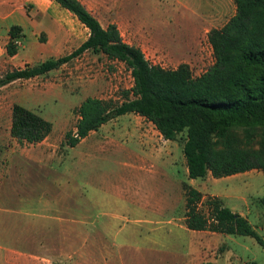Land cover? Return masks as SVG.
<instances>
[{"label": "rangeland", "instance_id": "1", "mask_svg": "<svg viewBox=\"0 0 264 264\" xmlns=\"http://www.w3.org/2000/svg\"><path fill=\"white\" fill-rule=\"evenodd\" d=\"M81 1L103 26L115 23L123 40L140 47L150 63L175 68L185 62L194 76L214 62L208 31L235 13L234 0ZM31 7L27 1L23 13ZM9 21L0 20V27ZM64 30L69 43L59 40ZM87 34L72 14L44 0V31L35 28L31 34L25 28L16 39V56L0 66V76L67 54ZM132 83L122 62L88 50L46 74L0 87V264H53L65 241L79 249L84 264L177 263L191 246L186 183L202 193L201 212H208L207 201L215 196L209 193L219 195L223 205L244 213L264 240V171L190 179L182 152L185 133L167 140L132 112L107 121L73 147L64 142L84 99L120 103ZM13 104L52 123L42 143H19L10 135ZM206 230L192 234L216 257L209 261L264 264V247L253 237Z\"/></svg>", "mask_w": 264, "mask_h": 264}, {"label": "trees", "instance_id": "2", "mask_svg": "<svg viewBox=\"0 0 264 264\" xmlns=\"http://www.w3.org/2000/svg\"><path fill=\"white\" fill-rule=\"evenodd\" d=\"M51 1L72 14L88 36L67 54L5 72L0 87L46 74L88 50L122 62L133 80L122 91L120 103L93 96L81 102L75 109L74 129L64 135L68 146H75L107 121L132 112L150 121L167 140L185 133L182 152L190 179L264 171V0H234L235 13L221 27L208 31L214 62L197 76L185 62L175 68L150 63L140 47L123 40L115 23L103 26L81 0ZM21 33L20 25L10 27L5 45L8 56L17 53ZM51 130L50 121L12 105L10 135L19 143H40ZM183 189L188 229L247 235L264 247L245 216L215 196L208 199L204 214L197 208L202 193L187 183ZM261 203L264 206V196Z\"/></svg>", "mask_w": 264, "mask_h": 264}, {"label": "crops", "instance_id": "3", "mask_svg": "<svg viewBox=\"0 0 264 264\" xmlns=\"http://www.w3.org/2000/svg\"><path fill=\"white\" fill-rule=\"evenodd\" d=\"M27 1H30V3L32 4V7L30 8V10H28L27 13H23V10H25L27 8ZM51 2L55 3L53 1H51ZM4 17H6V18H4ZM2 19H7V20L10 19V21H9V23L6 24V26L0 27L1 28L0 29V57L2 55H4V53L6 54L5 45L9 39L8 31L12 25H15V24L20 25L22 28V32H24L25 28L27 27V28H29L31 34H34L35 28L38 30L44 31V0H0V20H2ZM59 35H61L59 37V40H61L63 42L69 43L70 39H72L67 34V32L65 30L63 32H61ZM87 36H88V34H87ZM41 44L44 45V41H42ZM15 56H16V54L13 56H8L7 59H5L3 57L2 60H0V66L4 65L5 62H8L9 59L12 60ZM10 65H12V64H10ZM1 72L2 71H0V73ZM42 142L43 141H41L40 143H42ZM22 152H27V151L23 150ZM44 153L47 154V152H44ZM186 170H187V168H186ZM204 178L208 179V178H214V177L212 175L208 174ZM209 194L220 197L219 195H216L213 193H209ZM158 207L159 206H157V208ZM229 208L234 212H238L239 214L246 216L244 213H242L241 211H237L236 209H234L231 206H229ZM185 227H186V225H185ZM185 229H186V231L190 237L191 246L189 245L188 250L184 251V254H185L184 258L179 259V260H177V263L174 262L172 264H199V263L204 262V261L214 260V258H216V257L215 256H209L207 247L202 245L199 240H195V238L192 234V233H194V231L207 232V230H191V229H188L187 227ZM104 231L106 233H108L107 228ZM219 233L220 232L212 231L211 235L219 234ZM96 234L98 236L102 235L100 232H98ZM84 238H86V237H84ZM83 242L86 243L87 240L84 239ZM70 244H72V242ZM59 245H61L62 247H60L58 250L59 255H58V261L57 262L60 261V263H61L64 260V258L63 259L60 258V253H61L62 255L63 254L66 255V257H65L66 264H84L83 262H81L79 260V257H80L79 249L75 248V251H74L73 245L68 246L66 241H65V243H62ZM65 245H67L68 248ZM112 245H113V243H112ZM97 250L100 251V249L96 248V251ZM71 253L74 256H72ZM219 255H221V254H218V256ZM106 259H107V256H106ZM107 264H109V262H107Z\"/></svg>", "mask_w": 264, "mask_h": 264}]
</instances>
